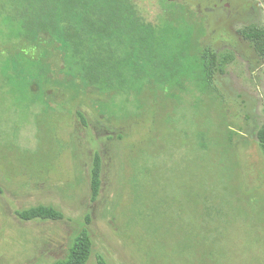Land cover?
<instances>
[{
    "label": "rangeland",
    "instance_id": "374dc122",
    "mask_svg": "<svg viewBox=\"0 0 264 264\" xmlns=\"http://www.w3.org/2000/svg\"><path fill=\"white\" fill-rule=\"evenodd\" d=\"M21 1L0 2V264L64 261L84 227L87 264H264V50L245 36L264 29V0H187L220 91L186 74L183 90L147 78L130 94L63 69L48 34L19 37ZM139 1L150 16L163 3ZM39 205L64 217H20Z\"/></svg>",
    "mask_w": 264,
    "mask_h": 264
},
{
    "label": "trees",
    "instance_id": "16d2710c",
    "mask_svg": "<svg viewBox=\"0 0 264 264\" xmlns=\"http://www.w3.org/2000/svg\"><path fill=\"white\" fill-rule=\"evenodd\" d=\"M11 8L8 16L18 21L19 37L38 41L48 34L58 43L63 69L100 91L130 94L140 91L147 78L183 90L186 74H193L202 91H220L216 86L218 55L211 45L201 44L207 18L200 16L193 2L163 0L161 10L152 16L139 0H22ZM199 16L198 25L195 18ZM183 27L187 32L182 34ZM245 36L264 50V29ZM258 138L264 153V123ZM101 172L102 159L96 153L91 178L94 201L101 189ZM18 213L24 220L64 217L60 210L46 205ZM92 247L84 227L68 258L53 264H87ZM98 264L108 263L100 257Z\"/></svg>",
    "mask_w": 264,
    "mask_h": 264
}]
</instances>
